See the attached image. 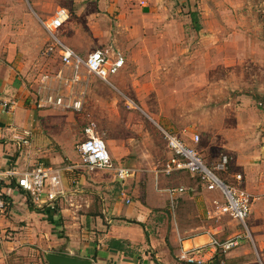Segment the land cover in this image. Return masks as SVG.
<instances>
[{
    "label": "crops",
    "instance_id": "1",
    "mask_svg": "<svg viewBox=\"0 0 264 264\" xmlns=\"http://www.w3.org/2000/svg\"><path fill=\"white\" fill-rule=\"evenodd\" d=\"M99 3L96 5L104 7L103 10L107 8L108 12L118 10L119 3L122 5L124 11L120 9L121 14L117 17H123L122 21L133 25L129 27L128 37L131 40L141 38L139 47L145 55L151 54V32L138 30L135 17H127L125 8L142 16L153 13L162 24L167 22L169 8L173 7L168 0H145V6L133 0H116L110 4L100 0ZM97 15H87L84 31L78 29L80 34L87 36V43L78 41L73 32L68 33V42L79 55H89L96 49L107 51L109 55L122 54L117 38H112V27L106 32L105 39L109 41L101 47L100 20L103 17L100 13ZM49 39L48 36L46 44ZM129 44L134 48L131 41ZM43 59L46 60L43 72L64 69L70 73L58 54ZM36 67L34 58H27L23 49L19 52L17 41L0 28V172L13 170L21 173L43 164L59 171L63 191L51 200L48 186L41 200L37 201L18 186L17 175L4 178L3 186L10 204L7 212L0 215V264H48L46 252L91 259L94 264H189L180 258L183 250L203 260L193 264L212 263L215 259L220 261L218 264H260L249 245H239L227 252L214 251L210 245L211 234L220 239L233 236L238 230L234 223L236 219L225 215L215 224L208 220L188 223L179 214L177 216V207L173 211L166 191L170 186L185 187L179 183L178 177H174L175 173L169 176L160 174L158 179L153 174L147 177L138 173L122 181L113 172L82 167L78 160L80 155L69 150H78L80 143L88 137L86 128L92 122L96 129L102 126V135L108 133L106 141L113 161L136 169L144 164L155 165L152 152L156 149L153 146L156 130L150 124L131 125L126 119L133 116L121 114L116 107L109 110L110 105L106 106L108 98L98 85L99 80L103 81L94 75L89 76L87 85H64L65 95L73 98L85 92L82 111L40 107L45 92L40 87V75L35 74ZM115 75L110 78L113 82ZM103 83L116 87L115 82V85ZM5 102H15V105L8 108ZM115 102H118L116 97L112 105ZM130 128L133 131L129 132ZM243 147L248 150L236 152L239 154L235 167L244 175V187L254 196L250 222L255 233L254 241L263 250V132L256 131L254 143H244ZM235 148L227 143L226 150ZM148 156V162H145ZM171 156L172 153L168 158ZM185 188L188 200H201L197 187ZM184 195L178 197L177 205ZM207 210L209 218L221 215L214 205L213 209L208 207Z\"/></svg>",
    "mask_w": 264,
    "mask_h": 264
},
{
    "label": "rangeland",
    "instance_id": "2",
    "mask_svg": "<svg viewBox=\"0 0 264 264\" xmlns=\"http://www.w3.org/2000/svg\"><path fill=\"white\" fill-rule=\"evenodd\" d=\"M99 1L0 0V28L17 41L19 52L23 49L27 58H34L38 77L44 71L46 60L43 57L47 56L43 52L49 36L43 21L65 11L67 18L57 29V34L73 48L68 42V33L73 32L78 41L87 43V36L80 34L78 29L84 31L87 15L97 13L99 16L100 13L103 17L100 20L101 47L109 41L105 39L106 32L112 27V38H117L123 55L118 52L110 56L122 57L126 63L120 72L114 74L116 87L98 81L101 92L108 98L106 106L110 105L109 110L116 107L121 114L133 116L126 119L131 125L144 123L156 130L153 137L156 149L152 152L155 165L138 167L135 176L140 173L156 177L155 169L161 168L162 162L171 155L163 138V128L194 145L210 166L221 154L227 153L234 169L241 172L235 167L239 154L236 152L248 150L243 147L244 143H254L256 131L264 134V0H168L173 7L168 11V23L162 24L153 13L142 16L125 8L127 17H135L138 30L151 32L150 55H145L139 47L141 38L131 40L128 37L129 27L133 25L122 21L123 17H117L121 14L120 9L124 11L122 5L119 3L118 10L108 12L107 8L103 10L104 7L98 6ZM106 1L110 4L116 0ZM144 1L133 0L141 6H145ZM193 11L198 13L200 30L194 27ZM114 97L118 102L112 105ZM127 100L137 106L130 109ZM96 130L102 135V126H97ZM195 133L200 135L196 144L191 139ZM107 134L102 135L105 141ZM227 143L236 148L226 150ZM141 146L144 147V143L141 142ZM69 152L79 154L76 148ZM148 159L149 156L145 162ZM220 175L226 181L233 180L232 172L228 176ZM174 177H178L179 183L185 187H197L201 199L188 200L186 192L179 198L177 216L179 214L188 223L208 220L212 224L225 215L232 218L228 214L208 217V207L213 209L214 205L217 210L215 200L219 204L225 202L219 189H208L200 178L187 172H177ZM251 212L246 218L248 229L234 220L238 229L236 233L244 236L240 245H249L255 259L264 264V249L254 241Z\"/></svg>",
    "mask_w": 264,
    "mask_h": 264
},
{
    "label": "built area",
    "instance_id": "3",
    "mask_svg": "<svg viewBox=\"0 0 264 264\" xmlns=\"http://www.w3.org/2000/svg\"><path fill=\"white\" fill-rule=\"evenodd\" d=\"M67 18L65 11H60L58 15L50 20L43 21L50 41L48 42L44 55L51 56L58 54L62 64L70 69L66 73L64 69L55 72H43L40 74L39 82L41 90L45 92L44 97L39 102L40 107H53L58 109L82 111L84 108L85 92L82 91L78 98L71 95H65L64 85L70 83L72 86L79 84L87 85L90 75H94L103 82L113 85L111 76L116 74L124 66V58H112L107 51L96 49L86 57L79 55L71 46L61 40L57 34L59 29ZM85 90V88L83 89ZM129 108H135L137 105L133 101H128ZM5 106L12 108V104L5 102ZM96 124L92 122L86 128L88 137L78 146L80 155V165L87 170H106L115 174L116 178L126 181L135 177L137 169L134 167L116 164L111 156L105 139L95 131ZM168 149L172 156L167 159L161 168L156 169L155 175L158 179L160 174L167 176L176 172H188L197 176L207 185L208 189H219L224 195L225 202L219 204L216 202L217 211L221 214H228L232 218L243 223L246 228V218L251 212L254 196L244 187V175L242 172L234 169L231 157L227 153L221 154L212 166L207 164L203 154L194 146L185 143L180 137L172 132L162 129ZM196 144L200 140L198 133L191 138ZM25 142H28L25 140ZM232 172L231 181H226L220 174L229 175ZM20 188L28 192L34 200L40 201L43 193L49 186V198L55 200L59 194H62L61 175L55 168L39 164L30 170L18 173L16 171L0 172V215L8 210L10 201L7 192L3 186L5 177H14ZM168 192L171 207L173 211L177 207L178 197L188 192L183 186H170L166 188ZM249 236H251L249 232ZM242 233H236L233 236L220 239L211 234L210 245L214 251L227 252L240 245ZM181 260L189 264L202 263L196 254L183 250L180 256Z\"/></svg>",
    "mask_w": 264,
    "mask_h": 264
},
{
    "label": "water",
    "instance_id": "4",
    "mask_svg": "<svg viewBox=\"0 0 264 264\" xmlns=\"http://www.w3.org/2000/svg\"><path fill=\"white\" fill-rule=\"evenodd\" d=\"M45 259L48 264H94L91 259H80L75 256L57 252H46Z\"/></svg>",
    "mask_w": 264,
    "mask_h": 264
},
{
    "label": "trees",
    "instance_id": "5",
    "mask_svg": "<svg viewBox=\"0 0 264 264\" xmlns=\"http://www.w3.org/2000/svg\"><path fill=\"white\" fill-rule=\"evenodd\" d=\"M191 16H192V19H193V23H194V27H195V29L196 30H200L201 29V25H200V23H199V20H198V13L196 12V11H193V12H191ZM220 261L219 260H213V262L212 263H209V262H207V263H205V264H218Z\"/></svg>",
    "mask_w": 264,
    "mask_h": 264
}]
</instances>
